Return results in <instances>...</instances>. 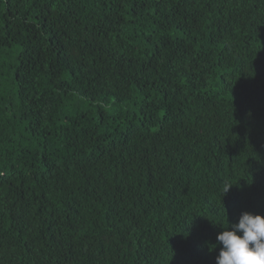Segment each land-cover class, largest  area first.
Masks as SVG:
<instances>
[{
	"label": "trees",
	"instance_id": "16d2710c",
	"mask_svg": "<svg viewBox=\"0 0 264 264\" xmlns=\"http://www.w3.org/2000/svg\"><path fill=\"white\" fill-rule=\"evenodd\" d=\"M244 212L264 0H0V264H216Z\"/></svg>",
	"mask_w": 264,
	"mask_h": 264
},
{
	"label": "clouds",
	"instance_id": "9594fccd",
	"mask_svg": "<svg viewBox=\"0 0 264 264\" xmlns=\"http://www.w3.org/2000/svg\"><path fill=\"white\" fill-rule=\"evenodd\" d=\"M231 187L224 188L223 197ZM223 229L216 237V264H264V215L244 212L237 223Z\"/></svg>",
	"mask_w": 264,
	"mask_h": 264
}]
</instances>
